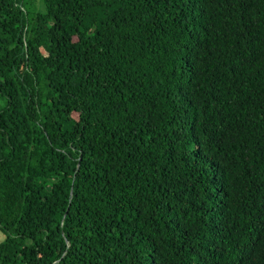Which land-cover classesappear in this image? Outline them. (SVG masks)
Masks as SVG:
<instances>
[{"label": "trees", "instance_id": "1", "mask_svg": "<svg viewBox=\"0 0 264 264\" xmlns=\"http://www.w3.org/2000/svg\"><path fill=\"white\" fill-rule=\"evenodd\" d=\"M41 2L0 0V264H264V0Z\"/></svg>", "mask_w": 264, "mask_h": 264}, {"label": "rangeland", "instance_id": "2", "mask_svg": "<svg viewBox=\"0 0 264 264\" xmlns=\"http://www.w3.org/2000/svg\"><path fill=\"white\" fill-rule=\"evenodd\" d=\"M38 7H39V9L43 10V4H42L41 0H38ZM3 238H4V235L2 234V232H0V242L3 240Z\"/></svg>", "mask_w": 264, "mask_h": 264}]
</instances>
